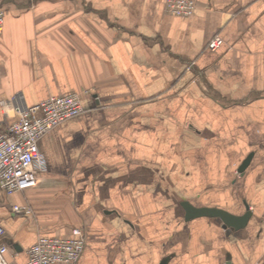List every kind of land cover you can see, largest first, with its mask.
Masks as SVG:
<instances>
[{
	"label": "crops",
	"instance_id": "1",
	"mask_svg": "<svg viewBox=\"0 0 264 264\" xmlns=\"http://www.w3.org/2000/svg\"><path fill=\"white\" fill-rule=\"evenodd\" d=\"M163 1L0 0V132L14 97L84 110L39 140L34 188L0 193L8 264L76 228L75 264H264V0H197L188 19ZM184 202L250 217L186 221Z\"/></svg>",
	"mask_w": 264,
	"mask_h": 264
},
{
	"label": "built area",
	"instance_id": "2",
	"mask_svg": "<svg viewBox=\"0 0 264 264\" xmlns=\"http://www.w3.org/2000/svg\"><path fill=\"white\" fill-rule=\"evenodd\" d=\"M164 12L172 17L188 19L197 9V0H164ZM4 13L0 11V27ZM223 41L213 37L206 49L216 52ZM87 95L88 92H84ZM14 121L0 132V193L10 197L36 186V175L45 171V159L39 151L38 142L65 121L78 117L84 110L81 95L69 93L52 96L26 107L20 97L11 101ZM14 213L30 214L28 207L13 206ZM3 234L0 228V236ZM85 247V237L80 229H73L70 238L39 236L27 251L25 264H75ZM7 248L0 246V264L5 260Z\"/></svg>",
	"mask_w": 264,
	"mask_h": 264
},
{
	"label": "water",
	"instance_id": "3",
	"mask_svg": "<svg viewBox=\"0 0 264 264\" xmlns=\"http://www.w3.org/2000/svg\"><path fill=\"white\" fill-rule=\"evenodd\" d=\"M251 158H252V154L248 155L246 159L241 163L237 171L238 174H243L244 170L249 165ZM181 206L183 207L185 213L184 219L186 221L201 217L216 218L222 222L223 229L228 228L230 230H235V231L244 227L250 217V213L248 212V210H246V212L242 216L237 217L231 215L228 212L216 208H195L186 202L182 203ZM160 264H166V260H163Z\"/></svg>",
	"mask_w": 264,
	"mask_h": 264
}]
</instances>
